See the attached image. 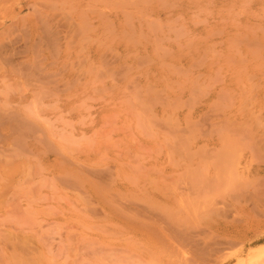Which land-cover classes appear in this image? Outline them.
<instances>
[{"label":"rangeland","instance_id":"obj_1","mask_svg":"<svg viewBox=\"0 0 264 264\" xmlns=\"http://www.w3.org/2000/svg\"><path fill=\"white\" fill-rule=\"evenodd\" d=\"M251 260L264 0H0V264Z\"/></svg>","mask_w":264,"mask_h":264},{"label":"bare ground","instance_id":"obj_2","mask_svg":"<svg viewBox=\"0 0 264 264\" xmlns=\"http://www.w3.org/2000/svg\"><path fill=\"white\" fill-rule=\"evenodd\" d=\"M253 260V259H252ZM252 260L250 261L252 264H253V262H252ZM257 260H258V258H257ZM242 261V260H241ZM263 261V260H262ZM245 262V261H244ZM247 262V261H246ZM250 262L248 261L247 263L248 264H250ZM239 263V262H238ZM246 264V263H245Z\"/></svg>","mask_w":264,"mask_h":264}]
</instances>
